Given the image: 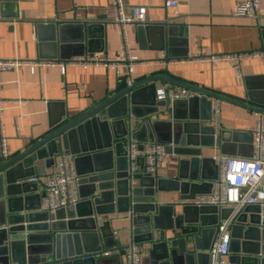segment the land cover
Here are the masks:
<instances>
[{"label":"crops","instance_id":"crops-1","mask_svg":"<svg viewBox=\"0 0 264 264\" xmlns=\"http://www.w3.org/2000/svg\"><path fill=\"white\" fill-rule=\"evenodd\" d=\"M175 1L178 10L176 16L172 9L164 5L163 0H123L126 12L134 5L145 6V23L151 26L148 31H139V25L135 24L125 26L129 53L136 58L132 78L139 80L160 74L242 101L247 99V91L257 95L262 93L261 97L264 98V61L259 58L243 59L238 64L224 61L215 65L187 60L189 55L197 53L227 54L264 50V0H259L255 18L232 15L233 6L240 0ZM113 18L112 0H0V59L57 63L49 67L21 66L0 71V137L5 141L6 158H11L25 149L29 139L37 141L60 121L84 113L115 92L118 79L110 68L65 66L62 69L59 65L73 57L90 53L118 57L121 52L122 32ZM81 23L90 26L83 34L78 26ZM165 24L170 27L167 37L158 28ZM236 65L239 73L236 72ZM152 85L153 89L139 94L135 116L127 115L123 118V121L129 123V116H132V132L145 126L146 138H154L156 134L163 137L166 134L167 124L164 121H168L170 117L166 109L172 106V101H165V105L158 107L157 113L145 116L148 111L146 104L151 98H155L153 90L177 86L159 80L152 82ZM213 102L216 99L206 97L204 100H192L184 106L179 105L177 113L180 118L185 115V119L178 120L180 123H187V126L186 132L181 133L182 143L175 144L174 147L182 153H174L166 165L157 170L159 184L154 189L159 204L178 200L179 191L174 179L179 174L186 177L192 174V151L199 149L198 158L208 157L213 160L220 155L252 156L250 133L255 128L258 115L239 105L219 101V120L215 125L211 114ZM146 119L153 122L148 126ZM124 131H127V127L118 126L111 132L113 142H123V148L129 140L128 131L127 135H124ZM187 137L193 144H187ZM62 158H68L75 168L73 155L57 156L49 167L42 168L41 171L35 169L34 176L42 179L45 174L56 172L57 164ZM214 162L218 166V161ZM42 164V160L33 163L34 168ZM136 164L134 174H140V178H133L135 181L131 186L128 182V186L144 191V187L149 186L150 176L145 174L141 160ZM23 173L21 170L18 176ZM204 173L209 178L213 177L212 165H206ZM30 178L18 179L17 187L24 186L28 193L39 194L41 210H45L42 206V186L39 182H31ZM211 181L213 180L189 182L192 184L185 187L184 195L209 192ZM88 191L87 184L80 183L79 196ZM24 195L26 194L23 193ZM145 196L142 193L141 197ZM191 200L184 202L189 203ZM37 203L38 199L33 198L28 201V206ZM181 209L182 207L175 208L173 214L182 216L176 224L179 228L173 229L179 235L192 229L194 225L187 222L198 216L194 207L186 209L184 214ZM203 212L201 219L205 226L200 227V230L216 228L223 221L219 219V210L214 214L216 211L213 208H205ZM230 213L231 210L228 215ZM101 218L108 221L106 230L111 233L112 239L109 245L116 242L118 248H121L133 242L129 213L115 211ZM39 219L41 218L38 215L34 220ZM43 223L33 222L32 225ZM198 226H201L200 222ZM216 235L217 232L212 243ZM165 236L170 237L168 233ZM185 238L188 239L187 236ZM210 239L211 236L205 235L201 244L209 245ZM86 244L88 248L100 249L97 254L99 264H124L123 259L116 255V248L108 247L109 245L104 248L96 238L89 239ZM139 244L140 264H149L150 245ZM208 251L209 249L207 254ZM106 252L108 254L104 255ZM228 258L229 255L226 262ZM209 261V257L208 260L203 258L202 264H209Z\"/></svg>","mask_w":264,"mask_h":264},{"label":"water","instance_id":"water-1","mask_svg":"<svg viewBox=\"0 0 264 264\" xmlns=\"http://www.w3.org/2000/svg\"><path fill=\"white\" fill-rule=\"evenodd\" d=\"M78 26L82 34L90 28L86 23ZM158 28L162 29L166 37L170 34V27L166 24ZM150 29L151 26L147 24L138 26L139 31ZM158 80L187 88L202 97L172 101L171 108L166 109L170 116V120L164 121L167 124L166 134L163 137L156 134L154 138H146L145 126H141L139 131H133L130 135L139 142L155 141L173 146L182 143L181 133L186 132L187 123H180L178 120L185 119V115L180 118L177 113L179 105L184 106L192 100H204L206 97L239 105L264 117L262 93L258 96L247 91V99L242 101L160 74L133 79L129 85L123 79L117 80L115 92L98 105L74 118L60 121L37 141L29 139L26 148L17 155L11 158L0 155V264H99L97 254L100 249L88 248L86 242L96 238L104 248L110 244L111 233L106 230L108 221L101 216L115 211L129 213L133 242L150 245L149 264H202L203 258L208 260L207 250L218 227L200 230V227L205 226L201 216L205 208H213L216 211L214 214L217 209L211 206L196 207L184 202L193 199L196 194H203L204 191L196 192L195 195L184 194L185 187L189 184L217 178L218 169L214 160L208 157L198 158L199 149L192 151V174L189 177L179 174L174 179L179 191L178 200L159 204L154 189L159 184L158 177L150 176L149 186L144 187V191L129 187L123 142H113L111 138V132L116 127L128 126L123 121L125 116H135L139 94L153 89L152 82ZM165 103L151 98L146 104L148 111L145 116L157 113L158 107ZM151 122V119H146L147 125ZM124 135H127V131H124ZM186 140L187 144H193L189 137ZM172 150L176 154L182 153L176 147ZM64 155L74 156L73 163L76 173L81 177L80 183L87 184L89 191L81 195L75 205L50 213L41 210L39 194L28 193L24 186L17 187L16 182L20 178L34 176L35 169L41 171L42 168L52 165L57 156ZM38 160H42L43 164L34 168L33 163ZM209 164L214 169L213 177L210 178L204 173L206 165ZM21 170L24 173L18 176ZM132 177L139 179L140 174ZM23 193L26 195L23 196ZM142 193L146 196L141 197ZM33 198H37L38 203L30 207L28 201ZM181 207L182 214L186 213V209L194 207L198 216L187 222L194 225L192 229L179 235L173 229L179 228L176 224L182 216L173 214L175 208ZM229 211L230 209L219 210V219L224 220ZM38 215L41 219L34 220ZM33 222L44 223L34 226ZM199 222L201 226H198ZM167 233L170 237L165 236ZM207 234L211 236L210 243L202 245V238ZM230 236L226 264H264V204L243 209L231 225ZM117 244L115 242L108 247L119 249Z\"/></svg>","mask_w":264,"mask_h":264},{"label":"built area","instance_id":"built-area-1","mask_svg":"<svg viewBox=\"0 0 264 264\" xmlns=\"http://www.w3.org/2000/svg\"><path fill=\"white\" fill-rule=\"evenodd\" d=\"M167 8L172 9L174 16L178 15L177 2L175 0H163ZM114 7L113 21L119 25L122 32L121 52L118 57H109L90 53L81 57H73L63 63H59L63 69L65 66L104 67L114 71L116 78L123 79L129 85L136 66V58L129 53L125 26L128 24L146 25V7L134 5L125 11L123 0H112ZM259 0H240L233 6L232 15L235 17L255 18L259 9ZM259 58L264 61V50H255L243 53L211 54L197 53L189 55L187 60L199 63L215 65L219 62L234 61L237 64L243 59ZM57 65L55 61L27 62L22 60L0 59V71L12 70L21 66L46 67ZM239 73L238 66H235ZM156 101H177L201 98V94L187 88L161 87L154 90ZM0 99V112H1ZM220 113L219 101L211 104L212 121L218 124ZM258 115L255 128L251 131L253 154L251 157L220 155L214 160L218 161L217 178L210 182L208 193L196 195L189 204L201 207L211 206L217 210L229 208L231 213L218 225L217 235L209 248V264H226L229 255L231 240L230 227L237 215L246 207L261 206L264 204V117ZM134 126L132 116H129L127 126L129 140L124 148L127 160L128 182L130 186L135 181L133 175L137 161L141 160L144 172L154 176L158 168L166 165L173 153L172 144H162L155 141L139 143L131 139V129ZM0 155L6 158L5 141L0 137ZM58 170L45 174L42 179L31 177V182H39L42 186V206L53 213L59 208H68L75 205L79 199V186L81 177L68 158H62L57 164ZM116 255L120 256L124 264H140V244L131 242L127 246L116 249ZM108 253H104L107 255Z\"/></svg>","mask_w":264,"mask_h":264}]
</instances>
